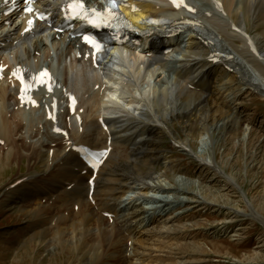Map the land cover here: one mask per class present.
<instances>
[{"label":"bare ground","instance_id":"1","mask_svg":"<svg viewBox=\"0 0 264 264\" xmlns=\"http://www.w3.org/2000/svg\"><path fill=\"white\" fill-rule=\"evenodd\" d=\"M66 1L41 0L39 6L61 22V7ZM85 1L89 4L99 2ZM124 1L127 2V17L136 26L163 28L171 21L188 17L201 25L203 36L185 31L173 39L162 31L153 36L154 46L149 50H143L130 40L94 58L81 37L73 38L68 31L60 32L38 21L32 31L24 32L26 24L16 17L17 13L5 15L0 0V59L9 66L7 78L0 81V173L14 162L20 166L25 159L29 161L27 173L20 175V170L13 180L22 178L21 181L13 188L6 187L9 183L5 185L2 202H8V206L20 204L26 215L16 236L33 234L46 239L43 243L52 256L60 245L70 252L71 244L67 240L70 234L81 237L76 246L81 248L86 244L83 236L88 234V227L96 229L98 224L100 227L88 238L93 251L106 244L113 247L117 241L137 238L145 232L157 234L160 232L154 227L157 222L169 234L178 226L174 222L178 215L172 213L178 205L172 203H186L182 195H189L193 208L202 204L211 208L223 206L220 196H205L208 188L203 189L201 197L194 194L190 178L172 179L165 175L172 183L169 187L156 180L159 178L156 165L162 159L157 147L159 140L166 136L189 154L190 147L180 141L177 123L187 135L195 129L212 137L218 128L227 126L229 129L240 121L242 114L234 107V110L221 112L222 105L215 99L203 98V93L209 90H204L199 83L206 81L207 87L214 88V83L225 77L218 73L216 66L227 71L226 77L234 74L238 82L249 84L256 95L264 98V33H249L246 15L235 19L232 13L235 0H187L186 7L181 8L169 6L167 0ZM246 2L252 17L264 6V0ZM173 40H177L173 49L178 48L180 52L172 59L177 63L176 77L167 81L164 74L169 67L165 66L172 52L166 55L161 46ZM205 51L223 55L217 62L214 55H210L206 64L202 54ZM43 66L53 71L55 86L38 94V106L27 108L20 101L17 82L9 76L14 71L32 73ZM147 78L166 81V85L160 91L146 90L134 95L133 85ZM68 91H74L78 98L75 113L68 103ZM56 99L58 112L55 114L53 102ZM58 126L65 133L59 132ZM79 143L108 154L96 174L92 195L89 178L93 173L73 149ZM194 157L203 161L201 167L207 165L225 170L215 155L206 157L204 150ZM39 164L42 170L37 169ZM135 181L141 182L137 188L131 186ZM230 181L238 188L234 178ZM202 183L193 185L200 187ZM131 188L144 197L141 204L130 199L125 206H120ZM156 189L162 194L149 195ZM172 191L176 194L170 197ZM144 200L146 203L152 200L154 207H143ZM247 204L252 212L243 214H252L264 223V215L251 202ZM150 209L156 214H149ZM112 215L113 225L108 226ZM50 243L53 248L49 247ZM195 247L200 254L207 253L204 247ZM125 248L127 252L128 246ZM126 252L125 260H132L131 254ZM112 258L113 264L121 260L117 255Z\"/></svg>","mask_w":264,"mask_h":264},{"label":"rangeland","instance_id":"2","mask_svg":"<svg viewBox=\"0 0 264 264\" xmlns=\"http://www.w3.org/2000/svg\"><path fill=\"white\" fill-rule=\"evenodd\" d=\"M233 5L235 8L232 13L235 19L241 15L247 16L246 23L249 33H264V6L252 17L246 0H235ZM179 52L180 49L176 48L170 53L166 68L169 67L171 70L167 68L165 71L167 73L164 74L167 81L176 77L174 69H176L177 63L173 60L176 55L179 56ZM202 54L207 64L210 54L207 51ZM219 67L216 66L218 73L225 77L221 81L215 82L214 88H210V85L207 87L206 81L199 83L204 90H209L203 93V98L215 99L222 105L221 112L223 110L227 112L234 107L242 114L240 121L236 124L233 123L229 129L227 126L218 128L213 132L212 137L198 133L195 129H193L195 133L190 132L191 134L187 135L186 131H182L183 129L177 123L175 127L181 133V143L189 146L191 150L187 154L179 146L180 144L172 143L166 136L159 140L160 144L157 147L161 151L162 159L156 165L159 171L156 174L159 178L156 180L167 187L172 183L165 175L172 179L190 178L196 185L202 181L200 187L190 185V189L195 191L194 194L200 196L203 189L208 188V195L205 196L208 198L220 196L223 206L216 205L211 208L202 204L193 208L189 195H182L183 198L186 197L184 200L187 202L172 203L178 205V208H174L172 212L178 215V219L174 221L178 226L175 231L172 230L169 234L157 222L154 227L163 233L146 234L145 232L146 235L142 234L129 240L126 238L124 242L117 241L113 247L106 244L105 247L100 246L93 251L92 243L88 238L100 227L98 224L96 229L93 226L88 227V234L83 236L86 244L81 248H76L77 243H80L78 239L81 237L70 234L67 237L71 244L70 252L65 246L60 245L56 254L52 256L49 255L45 247L46 239H41L38 235L33 236V234L24 237L16 236V230L18 227H22L26 215L21 210L20 204L8 206V202H2L5 185L9 183L6 187H15L13 181L15 175L20 170V175L27 173L29 161L25 159L20 165L21 168L17 162H14L0 173V264H89L90 262L113 264L114 258L112 257L115 255L119 256L121 260L114 264H264V224L253 218L252 214L248 216L243 214L252 212L247 204L251 202V205L264 215V98L261 94L260 96L256 95L249 84L238 82L232 76L234 74L226 77L227 71ZM164 84L166 85V81L155 78L141 79L136 85L134 84L135 86L133 85L132 92L136 96L139 92L144 93L146 90L154 89L156 92L162 90L165 87ZM214 91L216 92L214 93ZM262 93L264 94V85ZM196 94L201 95V92H196ZM233 117L234 115L231 114L230 118ZM203 150L206 157L215 155L216 160L225 167V170L207 167V165L201 167L203 161H197L194 156ZM37 169L42 170L41 164L37 166ZM230 178L235 179L238 188L236 185L230 184ZM140 184V181H135L131 183V186L137 188ZM129 190L126 191L124 201L120 206H125L130 199L141 204L144 197L139 195V191L133 188ZM161 194L162 192H159L158 189L149 192L151 196ZM175 194L176 192L172 191L170 197ZM152 204V200L147 203L144 200L142 206L148 209ZM152 206L154 207V205ZM153 211L150 209L148 213L155 215L156 212ZM113 219L114 215L110 218L109 223L107 222L108 226L113 225ZM125 236H128V232ZM196 245L204 247L207 253L200 254L196 250ZM126 246L129 248L127 252ZM39 247L40 252L38 253ZM49 247L53 248L54 246L50 243ZM125 252L128 255L131 254L133 259L129 258L126 261Z\"/></svg>","mask_w":264,"mask_h":264},{"label":"snow or ice","instance_id":"3","mask_svg":"<svg viewBox=\"0 0 264 264\" xmlns=\"http://www.w3.org/2000/svg\"><path fill=\"white\" fill-rule=\"evenodd\" d=\"M181 2H182V0H181ZM173 3L176 5V7H180V6H181V4L177 2V0H173ZM68 7H72V8H75V9H79V11L76 12L75 14H76L77 16H80L81 18L88 19V16H87V10L84 9V7H83L82 4H73V5H69ZM185 7H186V5H185ZM28 11H32V9L29 8ZM91 11H92L97 17H100V16L103 15V14H101V13H96L94 9L91 10ZM108 14H109V15H113V13H111L110 10H108ZM90 22H93V23H94V21H90ZM28 23H29V25H31L32 21L29 20ZM95 26H99V24H96ZM84 39H85L86 42L91 43V44L93 45V47H96V48H99V47H100V45L97 44V43H95V41L92 40L91 38H89V37H85ZM14 75H15V73H14Z\"/></svg>","mask_w":264,"mask_h":264}]
</instances>
